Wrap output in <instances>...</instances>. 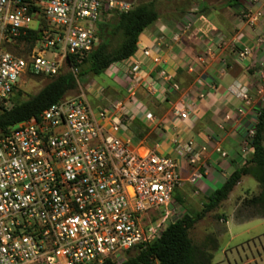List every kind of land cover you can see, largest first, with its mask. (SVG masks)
<instances>
[{"label":"built area","instance_id":"built-area-1","mask_svg":"<svg viewBox=\"0 0 264 264\" xmlns=\"http://www.w3.org/2000/svg\"><path fill=\"white\" fill-rule=\"evenodd\" d=\"M134 6L122 0H0V45L38 33L25 54L0 51V113L13 107L27 78L56 77L63 64L76 77L68 59L80 62L97 47L101 17ZM243 17L255 25L262 13ZM136 69L129 71L133 84ZM129 92L134 96L133 88ZM236 95L244 114L252 103L249 91L239 88ZM88 101L84 94L63 97L37 118L0 132V264H123L161 236L165 217L179 218L173 207L183 183L178 159L127 138L129 113L121 102L93 109ZM253 135L254 128L246 146ZM174 144L194 183L204 169V148Z\"/></svg>","mask_w":264,"mask_h":264},{"label":"crops","instance_id":"crops-1","mask_svg":"<svg viewBox=\"0 0 264 264\" xmlns=\"http://www.w3.org/2000/svg\"><path fill=\"white\" fill-rule=\"evenodd\" d=\"M255 11L258 8L251 7ZM136 45L134 56L114 73V80L125 83V90L133 88L139 94L136 101L145 110L144 119L134 116L129 139L142 148L175 154L183 183L175 190L174 201L202 203L252 156L245 141L264 97V14L255 25L238 21L207 31L197 24L176 25L158 18L139 35ZM244 49L248 53L239 56ZM144 50L149 56L143 55ZM134 65L136 81L129 85L124 81H130ZM239 88L247 89L252 99L244 114L238 112L243 107L236 95ZM177 112H186L187 117L181 119ZM176 141L204 148V169L194 183L189 181L191 167L174 152Z\"/></svg>","mask_w":264,"mask_h":264},{"label":"rangeland","instance_id":"rangeland-1","mask_svg":"<svg viewBox=\"0 0 264 264\" xmlns=\"http://www.w3.org/2000/svg\"><path fill=\"white\" fill-rule=\"evenodd\" d=\"M133 2L135 5H151L158 14L160 21L176 24L188 25L197 24L204 27L205 31L213 26L223 28L230 23L245 21L244 15L251 11V7L256 6L264 14V0H122ZM118 14L110 13L103 15L98 25L105 30V34L99 37L109 42V49L116 48L121 42V36L116 31V21ZM262 18V17H261ZM99 32V31H98ZM100 33V32H99ZM29 49V45L24 42L1 44L0 51L22 55ZM125 64V63H123ZM58 75L69 73L71 68L63 64ZM111 66L106 72L95 76L91 72H85L78 76L76 87L67 92L64 97L71 98L84 94L89 100L93 109L107 107L111 103L121 102L123 110L127 111L126 125L127 131L124 135L131 139L130 129H135L133 125L134 116L144 119V107H140L137 102L139 94L134 92L131 96L129 89L125 90L121 80H114L115 68L120 64ZM79 73L76 70L75 75ZM74 75V73H72ZM53 77L27 78L21 85V91L16 96V102L26 101L36 95ZM133 85L128 79L124 82ZM128 85V87H129ZM146 99L150 100V95L146 92ZM136 101V102H135ZM142 135L140 129H136ZM150 135V134H149ZM174 157L175 154L167 153ZM260 188L250 176L243 177L232 189L227 199L220 206L206 214L199 220L194 228L190 230L189 236L193 243L209 253H211L212 264H264V219H251L242 221L244 217L251 214V209H243L241 204L243 199L250 198L258 194ZM177 200L173 196V201ZM205 202L202 200L195 203H185V201H174L176 218L184 214L193 216L199 212ZM173 221V216H167L163 225L166 227ZM215 243L218 249L214 250ZM239 244L238 246H236ZM236 246V247H235ZM130 256H133L131 254ZM158 264V263H155Z\"/></svg>","mask_w":264,"mask_h":264},{"label":"trees","instance_id":"trees-1","mask_svg":"<svg viewBox=\"0 0 264 264\" xmlns=\"http://www.w3.org/2000/svg\"><path fill=\"white\" fill-rule=\"evenodd\" d=\"M237 1V0H234ZM158 14L151 5L137 4L126 13L118 14L116 21L117 34L121 42L116 48L109 49V42L103 38L97 47L80 62L68 59L72 68L79 70L75 77L71 72L53 77L36 95L26 101L16 102L11 109L0 113V132L6 131L11 126L30 118H37L42 111L61 100L65 94L77 85L78 76L91 72L98 76L106 72L111 66L120 64L137 51V40L145 29L158 20ZM100 33H99V32ZM98 39L105 34L101 27L98 29ZM37 32H32L23 42L32 46ZM257 111L254 135L249 142L252 150L251 158L241 167L230 173L225 182L212 191L202 209L195 215H182L166 226L161 236L136 251L133 256H128L123 264H212L211 253L195 245L189 233L194 225L205 217L206 214L217 209L225 201L232 189L240 182L243 176H250L258 184L260 191L250 198L243 199V209H251V214L242 221L254 218L264 219V100ZM218 246L215 243L214 250ZM103 264H115L107 260Z\"/></svg>","mask_w":264,"mask_h":264}]
</instances>
